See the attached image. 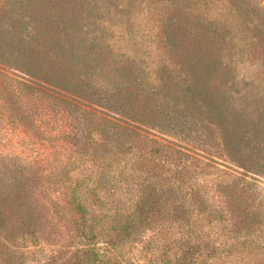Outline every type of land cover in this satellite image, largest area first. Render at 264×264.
<instances>
[{
    "label": "rangeland",
    "instance_id": "obj_1",
    "mask_svg": "<svg viewBox=\"0 0 264 264\" xmlns=\"http://www.w3.org/2000/svg\"><path fill=\"white\" fill-rule=\"evenodd\" d=\"M0 213V264H264V0H0Z\"/></svg>",
    "mask_w": 264,
    "mask_h": 264
},
{
    "label": "trees",
    "instance_id": "obj_2",
    "mask_svg": "<svg viewBox=\"0 0 264 264\" xmlns=\"http://www.w3.org/2000/svg\"><path fill=\"white\" fill-rule=\"evenodd\" d=\"M197 64H198L199 68L202 69V71H204L205 68L207 67V61L206 60L202 61V59H200V61H198ZM193 74H194V76H193L194 77L193 78V84L194 85H193L191 93H193L192 94L193 96L194 95L198 96L200 99V102H202L204 104V106L207 107L208 109H210V111H211L212 107L214 106L213 102L211 101L212 99H208V98L204 97L206 95L204 92V87H203L204 86L203 84L205 83V74L201 71H198L197 69ZM196 104H197L196 101L194 103H192L194 110H197V108L195 107ZM168 189H169L170 193H168V195L166 197L164 196V198H163V200H164L163 203H166V204L170 203L173 199L175 200L176 196H178L177 190L175 187L171 186ZM178 191L182 193V188H178ZM77 209H78L79 213H81V216H82L81 220L84 222L83 217L85 215V209L82 208L80 203L77 204ZM144 212L145 211L143 208H141L139 211V213H141V214ZM3 217L4 216L0 213V219H2ZM89 231L94 232V229L91 228ZM193 251L194 250L191 249V247H189L188 249L186 248L184 250L182 258L180 259L181 262L178 261L177 264L178 263H180V264H194V262L196 261V257H195V252H193ZM85 252H86V256L91 257V259H92V257H95L93 254L94 251L92 248L85 250ZM93 260H96V257ZM101 261H102V257L100 256V254L98 252V263H101Z\"/></svg>",
    "mask_w": 264,
    "mask_h": 264
}]
</instances>
